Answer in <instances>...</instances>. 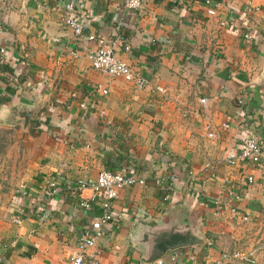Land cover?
<instances>
[{
  "label": "crops",
  "instance_id": "obj_1",
  "mask_svg": "<svg viewBox=\"0 0 264 264\" xmlns=\"http://www.w3.org/2000/svg\"><path fill=\"white\" fill-rule=\"evenodd\" d=\"M65 1L87 24L80 36L56 0H0V264H67L103 195L44 191L92 186L101 170L144 185L118 191L84 264H140L130 224L174 207L201 219L203 242L162 264H214L232 250L264 264V153L256 166L225 163L246 137L264 136V0H140L133 12L123 0ZM87 33L116 35L115 57L146 87L92 69ZM34 103L25 130L11 125ZM168 174L173 183L157 184Z\"/></svg>",
  "mask_w": 264,
  "mask_h": 264
},
{
  "label": "built area",
  "instance_id": "obj_2",
  "mask_svg": "<svg viewBox=\"0 0 264 264\" xmlns=\"http://www.w3.org/2000/svg\"><path fill=\"white\" fill-rule=\"evenodd\" d=\"M57 4L63 9L65 17L63 19V25L70 28L75 36L83 34L87 27V24L83 25L81 16L76 12L75 7L65 0H56ZM140 6V0H123V8L129 12H133ZM247 12L249 14H256L259 9L254 8L251 3L246 4ZM208 14L212 15V11H208ZM245 40H249L250 36L245 35ZM85 40L91 45V48L87 51L86 58L90 63V67L96 71L102 72L108 77L121 78L123 81L130 83L136 90H142L147 85L145 77L135 70L133 67L126 64L115 57V50L118 42V37L113 35V38H106L101 35H95L92 33L85 34ZM127 50V48H125ZM2 52V50H0ZM97 93L105 94L106 90L101 87H97ZM87 106L81 104L80 108L85 109ZM90 107H93L90 105ZM89 108V107H88ZM102 114V113H101ZM264 153V143H262L254 135H249L245 138L243 143L238 147L236 154L229 156L225 159V163L229 166L237 163H247L252 166L258 165L261 156ZM236 155V156H235ZM157 184L173 183L175 177L173 174H168L165 177L154 178ZM192 181V179H190ZM252 181L251 178L248 179ZM144 179L136 176L135 174L126 171H107L101 170L96 177L92 186L85 182L77 181L72 185H67L63 188H58L54 182L47 184V190L44 191L46 197H55L59 191H64L72 195H79L83 190L90 187L93 190H99L102 192L103 199L100 203L99 218L92 222L89 227H85L80 236L77 247L74 252L69 256L67 264H84L85 258L88 256V251L93 249L95 241L99 235L100 226L106 223H111L113 217L111 215V205L117 197L118 191L123 188H129L133 186H143ZM216 212L219 209V201L214 200L212 203ZM80 206H86L85 202L80 203ZM232 212L234 209H232ZM246 221V219H243ZM15 224L19 223V219H14ZM163 257L148 263V264H162ZM222 260H237L244 264H255L253 254H245L238 250L222 252L219 255L217 261L214 264H218ZM89 264H100L95 256L91 255Z\"/></svg>",
  "mask_w": 264,
  "mask_h": 264
},
{
  "label": "water",
  "instance_id": "obj_3",
  "mask_svg": "<svg viewBox=\"0 0 264 264\" xmlns=\"http://www.w3.org/2000/svg\"><path fill=\"white\" fill-rule=\"evenodd\" d=\"M256 85L264 86V77ZM37 103L11 115V125L20 124L25 130ZM264 143V136L262 139ZM201 219L184 209H169L159 220L135 219L129 226L127 239L139 253V263L154 262L177 249L201 245Z\"/></svg>",
  "mask_w": 264,
  "mask_h": 264
}]
</instances>
